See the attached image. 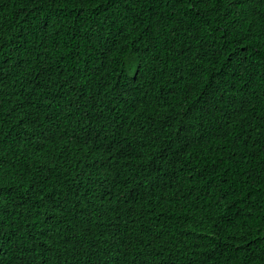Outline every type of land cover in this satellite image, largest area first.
<instances>
[{
	"label": "trees",
	"instance_id": "obj_1",
	"mask_svg": "<svg viewBox=\"0 0 264 264\" xmlns=\"http://www.w3.org/2000/svg\"><path fill=\"white\" fill-rule=\"evenodd\" d=\"M0 264H264V0H0Z\"/></svg>",
	"mask_w": 264,
	"mask_h": 264
}]
</instances>
